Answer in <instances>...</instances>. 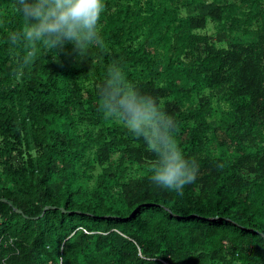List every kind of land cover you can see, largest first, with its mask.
Here are the masks:
<instances>
[{"label":"trees","instance_id":"16d2710c","mask_svg":"<svg viewBox=\"0 0 264 264\" xmlns=\"http://www.w3.org/2000/svg\"><path fill=\"white\" fill-rule=\"evenodd\" d=\"M103 2L99 42L56 63L0 0V264H264V0ZM113 64L197 159L182 196L99 110Z\"/></svg>","mask_w":264,"mask_h":264},{"label":"clouds","instance_id":"9594fccd","mask_svg":"<svg viewBox=\"0 0 264 264\" xmlns=\"http://www.w3.org/2000/svg\"><path fill=\"white\" fill-rule=\"evenodd\" d=\"M23 18V35L34 44L54 52L53 61L71 45L74 61H83L87 49L99 42L103 0H12ZM17 34H13L15 42ZM32 54V53H30ZM99 110L105 119L120 124L134 137L143 139L154 153L149 161L150 181L158 188L183 195L186 185L196 181L199 164L186 158L174 135L176 123L160 106L157 97L141 93L126 81L116 64L109 67L105 81L97 86Z\"/></svg>","mask_w":264,"mask_h":264},{"label":"water","instance_id":"95a60500","mask_svg":"<svg viewBox=\"0 0 264 264\" xmlns=\"http://www.w3.org/2000/svg\"><path fill=\"white\" fill-rule=\"evenodd\" d=\"M0 201H1V202H7V200L4 199V198H0ZM48 207H49V206H44L43 211H45ZM52 208H56V207H55V206H52ZM59 209H60L62 212L65 211V210H64L63 208H61V207H59ZM14 210H15L16 212H18V213L21 212V211H20L19 209H17V208H15Z\"/></svg>","mask_w":264,"mask_h":264}]
</instances>
